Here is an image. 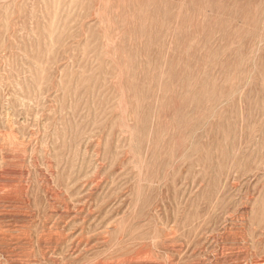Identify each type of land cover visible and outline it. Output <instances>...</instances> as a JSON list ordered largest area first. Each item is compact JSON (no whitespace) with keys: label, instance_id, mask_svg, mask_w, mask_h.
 Returning <instances> with one entry per match:
<instances>
[{"label":"rangeland","instance_id":"rangeland-1","mask_svg":"<svg viewBox=\"0 0 264 264\" xmlns=\"http://www.w3.org/2000/svg\"><path fill=\"white\" fill-rule=\"evenodd\" d=\"M0 243L264 259V0H0Z\"/></svg>","mask_w":264,"mask_h":264},{"label":"bare ground","instance_id":"bare-ground-1","mask_svg":"<svg viewBox=\"0 0 264 264\" xmlns=\"http://www.w3.org/2000/svg\"><path fill=\"white\" fill-rule=\"evenodd\" d=\"M12 207V206H11ZM18 214V213H17ZM15 215V214H14ZM8 219V218H7ZM49 225V224H48ZM36 226V225H35ZM48 231V230H47ZM25 235H27L28 236V234H25ZM49 236V235H48ZM30 238V237H29ZM43 239V238H42ZM14 240V239H13ZM24 241V240H23ZM55 241V240H54ZM1 244V243H0ZM8 245V244H7ZM26 249V248H25ZM54 249V248H53ZM52 249V250H53ZM19 250V249H18ZM21 250V249H20ZM47 250V249H46ZM18 252V251H17ZM19 255V254H18ZM27 257V256H26ZM6 260V259H5ZM241 260V259H240ZM255 260V259H254ZM1 262V261H0ZM246 262V261H245ZM244 262V263H245ZM254 263V262H253ZM11 264H31V259H30V256H28L27 258H26V261H24V260H22V261H17V262H15V261H13ZM258 264H264V259H261L260 261H259V263Z\"/></svg>","mask_w":264,"mask_h":264}]
</instances>
